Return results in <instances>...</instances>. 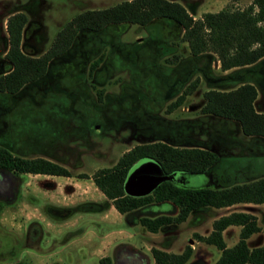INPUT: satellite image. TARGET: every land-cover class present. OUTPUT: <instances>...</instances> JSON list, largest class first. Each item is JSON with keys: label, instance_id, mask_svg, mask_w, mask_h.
<instances>
[{"label": "rangeland", "instance_id": "rangeland-1", "mask_svg": "<svg viewBox=\"0 0 264 264\" xmlns=\"http://www.w3.org/2000/svg\"><path fill=\"white\" fill-rule=\"evenodd\" d=\"M117 1L0 0V65L7 13H25L20 45L35 55L47 48L73 14ZM182 1L211 9L243 7L249 2ZM179 33L176 25L163 21L149 26L109 23L100 30H82L64 53L48 61L44 74L16 92L0 91V144L13 154L55 160L71 173H25L18 178L15 200L0 202V264H89L91 257L108 254L115 247L114 264H153L147 263L138 247L148 251L151 246H169L178 252L187 243H193L192 257L199 260L185 264H210L217 257L214 246L209 249L192 233L188 241L184 224L172 235L150 232L138 223L126 225L89 176L98 167L112 165L133 144L159 138L176 145L202 146L217 155L205 175L208 180L200 174L180 173L175 176L178 184L202 185L205 180L207 185L221 187L264 176V141L244 135L234 120L198 110L207 86L229 87L237 81H218L221 70L213 58L205 63L203 58L189 56ZM173 51L178 53L177 64L163 60V52L169 56ZM99 55L102 61L88 72L89 62ZM195 76L196 88L181 105L165 112L167 103ZM259 80L256 106L264 109V76ZM82 172L88 176H79ZM140 175L137 167L128 171L126 190L136 193ZM7 181L0 170V185ZM79 202L83 204L78 206ZM90 202L102 205L94 212L90 209L97 206ZM170 206L162 202L153 209L166 211ZM255 210L262 225L264 215ZM131 244L136 249L129 250Z\"/></svg>", "mask_w": 264, "mask_h": 264}, {"label": "trees", "instance_id": "trees-1", "mask_svg": "<svg viewBox=\"0 0 264 264\" xmlns=\"http://www.w3.org/2000/svg\"><path fill=\"white\" fill-rule=\"evenodd\" d=\"M26 19L22 10L5 16L6 48L0 65V91L8 94L16 92L27 82L44 74L48 61L64 53L82 30H100L109 23L131 22L149 26L157 21L169 22L180 29L179 40L186 43L189 56L203 58L205 63L211 57L218 61L221 70L234 68L226 75H220L217 80L225 77L228 78L226 81L232 79L237 84L204 89L199 112L234 120L244 135L264 140V111L254 106L257 94L255 84L260 82V76H264V0H249L243 7L226 5L215 11H203L196 17L177 0H120L104 7L86 8L73 14L55 32L47 48L35 55L25 52L20 45ZM166 47L172 49L170 45ZM163 54L164 61H176L177 64L178 53L173 51L170 53L172 56ZM101 61L102 55L91 60L88 72H92ZM197 85L198 77L195 76L167 103L165 112H171L181 105L185 96ZM98 93L100 96L101 90ZM146 157L156 162L164 172L176 173L175 176L191 173L205 177L208 168L217 161L216 153L208 148L176 145L157 139L135 143L123 150L112 165L96 168L89 175L92 182L120 213L126 225L138 223L150 232L164 231L184 220L190 212L205 207L264 202V176L221 187L212 184H178L174 176L173 179L161 180L147 193L127 192L124 184L128 170L137 160ZM0 170L6 173L9 180L2 183L3 187L0 185V202L6 204L12 203L17 197L18 178L25 173L71 174L55 160L44 156L13 154L1 144ZM79 176L88 175L82 172ZM162 202L170 203L171 209H153V206ZM90 203L97 206L90 209L94 212L102 205ZM82 204L79 202L77 205ZM229 224L240 225V230L237 241L226 246L221 231ZM259 229L254 214L233 210L214 218L207 234L194 232L193 237L213 245L219 251L211 264H264V242L251 248L246 243V237ZM262 231L264 234V227ZM122 244L128 247L130 243ZM130 246L132 248L129 250L136 249L132 244ZM115 249L103 256L91 257L89 264L116 263ZM138 249L145 253L147 263L151 260L153 264H185L193 251L188 243L179 252L156 246H151L148 251L142 246Z\"/></svg>", "mask_w": 264, "mask_h": 264}, {"label": "crops", "instance_id": "crops-1", "mask_svg": "<svg viewBox=\"0 0 264 264\" xmlns=\"http://www.w3.org/2000/svg\"><path fill=\"white\" fill-rule=\"evenodd\" d=\"M179 2H181L184 5V7L186 8V10L193 17L199 16L200 13L203 12V11H215V10H218V9L207 8V7H205V4L203 6L205 8H200V6H197V3H194L193 6H190V5H187L185 2H183L182 0H180ZM205 3L207 4L208 2L205 0ZM22 33H23V29H22ZM213 61L215 62L216 67H218L219 66L218 61L217 60H213ZM233 69H234L233 67L232 68L225 69V70H221L220 69L221 70V73L220 74H221V76L226 75L227 73H229ZM226 79H228V78L222 77L219 81L226 80ZM257 85L258 84H255L256 89H257V94H256V97L254 99V106H255V108L257 110L264 111V109H261V108H259V107L256 106V100L258 98V86ZM208 87H211V86H207V88ZM214 87L224 88V87H221V86H214ZM183 106H185V105H182V108H184ZM159 139L160 140H164L163 138H159ZM170 143H172V142H170ZM186 176H187V174H186ZM248 180H252V179H247L245 181H248ZM186 181H187V179H186ZM210 181L212 183H214L212 181V179ZM205 182L206 181L204 180V184L203 185H207V184H205ZM241 182H243V181H241ZM212 185H215V183L212 184ZM256 208H259L260 209V212L264 215V202H262V203L237 202V203H233V204L226 205V206H221V207H205V208H202V209H199V210L190 212L186 216V218L184 220L180 221L175 227L169 228L167 230H164L163 233H165L167 235L168 234L172 235V232H175L174 234H177V232L179 231L180 228L179 229H176V227L178 225L184 224L185 226H183V232L189 237L188 238V241H189L190 234L191 233L194 234V232H196V233H199V234H202V235L207 234L210 231V229H211V221L214 218L218 217L219 215L226 214V213H228L230 211H233V210H241V211H246V212H250V213L254 214L255 217H256L257 224L260 226V229L259 230L254 231V232H251L246 237V243H247L248 247L251 248L253 246L260 245V244H262L264 242V234H263V231H262V228L264 227V223L262 225L259 224V221H258L259 220V216L256 215L258 213L255 210ZM206 216H208V217H206ZM239 230H240V225H238V224H229V225H227L226 227H224L222 229L221 234H222V238H223L226 246H230V245L234 244L237 241L238 234H239ZM153 233H157V232H153ZM226 241H228V242H226ZM208 245L207 246L210 249V245L211 244H208ZM190 246L193 248V251H192V254H191L190 259L199 260L197 257H192V255L194 253L193 243ZM156 247H159V246H156ZM159 248L165 249L167 251H172L171 248H169V246H161ZM172 252H174V251H172ZM218 254H219V251H218ZM194 256H195V254H194ZM211 262H210V264H211Z\"/></svg>", "mask_w": 264, "mask_h": 264}, {"label": "water", "instance_id": "water-1", "mask_svg": "<svg viewBox=\"0 0 264 264\" xmlns=\"http://www.w3.org/2000/svg\"><path fill=\"white\" fill-rule=\"evenodd\" d=\"M135 165V166H134ZM134 166V167H133ZM133 167V168H132ZM138 168L141 172L139 182L136 184L138 190L133 194H144L149 192L158 182L164 179H173L176 173H166L160 169L158 164L150 158H141L137 160L130 169ZM129 169V170H130ZM128 170V171H129ZM126 190V180H125ZM129 193H132L126 190Z\"/></svg>", "mask_w": 264, "mask_h": 264}]
</instances>
